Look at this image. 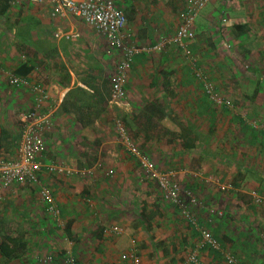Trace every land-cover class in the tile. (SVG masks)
<instances>
[{"label":"crops","instance_id":"crops-1","mask_svg":"<svg viewBox=\"0 0 264 264\" xmlns=\"http://www.w3.org/2000/svg\"><path fill=\"white\" fill-rule=\"evenodd\" d=\"M178 1L179 4L174 7V3L171 4L169 0H117V3L123 8L127 17V32L129 34L127 43L137 46L141 45V43H150V45L155 43L154 45H157L160 43L158 41L163 39V37H169L174 34L179 23L180 14L187 5V0ZM237 5L239 6V3ZM243 10L235 14L241 15ZM202 15L204 14L199 13V17L197 16L196 18V38L190 42H193L192 45L196 47L197 50H200L202 56H205V58H201V61H199V66L203 65L207 68L216 69L221 64L226 65V69L230 71L228 78L225 77L223 73H220L218 79L214 81L217 85L216 88L227 94L225 96H231V94L225 92V88L219 85V81L230 80V82L232 81V87H235V83L238 81V85L243 87H237V90L245 89L249 87L250 84L253 85L255 75H251L250 72H245L241 64H237V58H245H243L239 51L235 53L232 52L234 46L231 45V50L226 48L227 45L221 42L218 33L211 37L214 44H212V46L211 44L210 46L207 45V43H209L208 36H211L209 34L211 33L209 28L212 26V19H210V15L208 14H206L204 18H202ZM241 16H245V14L242 13ZM58 31H78L81 35L78 39H58L55 36V33ZM91 31H93V29L80 20L73 19L72 17L54 16L52 14V8L48 3L38 4L28 0H20V3L12 4L11 0H0V155L9 158L17 156V148L21 137L18 112L33 106L36 94L31 86L33 83L38 82L46 88L48 93L45 108L53 113L51 125L45 134L49 142L47 154L51 156L55 162H64L67 161L66 158L76 156L79 149V144L77 145V143L83 138V136H80V130L83 126L86 127L87 121L80 123L81 120L76 119L80 111L76 107L77 101L75 102V99L68 96L67 93L74 88L79 90L87 88L86 83L91 84V82L86 79V77L90 75H86V77L82 75V71L85 72L86 70V73L89 71L90 65L86 64L85 67L83 63L82 67H80L79 64L83 62V59L77 64L70 55L74 56V49L76 46V44L72 43L77 40L82 41V39L87 41L88 39L85 33ZM24 48L27 49V54H25ZM225 50L231 51L232 53L228 55ZM167 54L169 58L170 54ZM262 68H264V65H262ZM10 71L17 74L19 73V75L28 78L30 81L29 84L19 88L13 87L9 83L7 74ZM231 71H233V73H231ZM259 72L261 71L259 70ZM94 74H96L95 71ZM191 76V74L189 75L184 72H179L177 75L175 74L174 77L172 76L173 81L175 77H178V81H176V83L179 82L178 88H175L174 91L176 92V98L179 100L177 102L178 104L175 105L179 107H174V99L173 103L163 100V105L156 101L153 103L159 107H165L166 110L174 108L173 110L181 113L182 119L186 120V123L190 125V127H193L197 133L195 146L188 150L182 149L181 138L178 135L180 131H174L176 133L172 135L171 131H173V128H171L168 123H171V121L166 122L167 119L159 120L155 116L152 123H147V118L144 115H141L142 117L138 116L137 120L139 119L141 121L136 123L137 125H135L133 136L130 134L131 138L133 140L136 139V141H134L137 144L145 145V148L150 150H152V147L154 149L156 148L158 151L167 148L168 151H166V154L169 159L177 155V153L171 149L172 147L169 146L171 145L170 143L175 140L178 146L176 150L182 153L184 152V161H182L181 165L185 168L177 170L176 165H168L163 170L173 171L175 176L183 173L187 175L188 172H192L195 176H198L202 174V171H206L208 165L211 167L213 166L212 172L215 171V168L219 166V162L216 163L215 159H212L213 161L209 160V154H214L217 151L221 152V150H227L229 154H233L236 163L233 162L231 165H235L237 169H241V172L243 170L244 174L252 172L258 173V175L261 176L259 166H257L258 169L248 167L247 162L253 163L254 161L258 162L260 160L258 159V152L253 153L254 150H252V147L255 149H257V147H262V144H264V134L256 133L255 129L249 128L244 117H242V112H244L243 108L241 109L239 107L244 105L242 104L243 102L248 104L247 101L250 99L253 100V105L260 104L262 106L264 104V94L260 91L256 94L254 92L252 98L246 97L243 94L246 100L240 101V106H235V108L231 110V108L218 106L212 101H209L202 89L201 82L198 85L190 84L192 81ZM170 92L171 91L166 93V90L163 91L165 99L167 98L168 100L169 97L171 99V96H169ZM67 97H69V99H67ZM144 99L145 98L142 100ZM145 100L147 101L142 105L143 107L146 103L151 102L148 101V99ZM68 101L69 103H67ZM66 103L69 107H72V112L66 110V107H64ZM79 107L80 106H78V108ZM143 107L138 109V114L141 113ZM132 108L131 103V108L129 107V109ZM62 135H64V137ZM165 143L167 145H165ZM159 145L162 148H160ZM55 146L57 149H55ZM110 152H112V155L116 156L120 153L115 148ZM48 155H46L44 159L45 162L51 161L47 157ZM151 159L157 165V162L153 158ZM165 159H167V157H165ZM198 159H200L201 167H195L194 170H191L190 165L192 161ZM219 160L224 164L225 167L222 166L223 168L233 170L228 168L224 162L226 160L223 159L221 155H219ZM119 163V161L116 162L114 169L110 168L107 174H111L110 176H113L114 173L116 174L114 178L118 181V184L120 183V185L117 184L118 189L121 190L122 188L123 191L120 193H123L127 189L124 188V183L123 185L121 184L124 177L130 172L121 173L125 169L124 166L119 167ZM185 164H187V166ZM235 167L233 166L232 168L236 169ZM208 175L212 177V174ZM72 176L62 177V179H64L63 183L61 181H56L57 178L60 177L56 176V182L52 183V181L49 180L51 179L50 175L45 172L43 173L42 178L44 183L50 185L61 208V221H55L53 218L45 215H43V217L39 211L40 208L43 207L45 209V207L39 203V200L35 203L30 202L31 195H28V198H30L29 201L21 202L22 207L20 208L21 212L24 213L20 221L24 227V232H21V235L27 245L25 253L20 258L12 261H7L0 257V264H51L48 263V256L49 254L53 255L52 252H55L56 255H60V257L64 256L68 251H71L73 254L81 252L79 245H84L83 241H85V238L90 232L102 235L100 238L98 237L96 243L94 242L90 246L93 247L90 250L91 257L94 256L93 261H88V263H86L85 260L80 261L77 259V264H124L119 261V252L121 248H119L120 246L116 247V244L119 243L118 241L124 236L118 238L117 236L105 233L104 229L103 234L101 230L100 233H97L95 229L97 224L95 220H91L89 216L91 212L90 209L97 214L100 206L104 207V205H102V200L100 201L98 197H103V192H107L104 196L108 198V188L106 187L105 191L100 192L102 186L99 187L91 183L86 188L88 192H90L89 196L92 198H86L84 196V199H81L80 194L74 193L77 191L79 192L80 189L78 190V187L75 189L67 187L65 183L69 180L71 184L76 185L75 181H70L69 179ZM194 185L196 186L198 184L194 183ZM34 195H36V192H34ZM36 199H38V197ZM26 200L28 199L26 198ZM239 203L243 204V201H239ZM251 203L254 206H252V204H249V206L255 210V206L258 204L253 197ZM83 204H85L84 206L87 208H84ZM224 205L226 206V204ZM111 206H115L114 203ZM211 208L214 209L215 217L219 216L218 211H222L219 206ZM125 209L126 208H124V211H126ZM114 212H116V210H114ZM140 216L141 219L142 215ZM99 220L100 219H96V222ZM133 220L132 217H126L123 218V221H114L111 223H117L125 228L127 225H130ZM135 220L138 223L137 219ZM199 222L202 225L208 226V223L204 224L203 221L200 220ZM68 223H70V237L72 240L65 232V225L67 226ZM137 223L136 227L138 229L139 226H137ZM234 224L239 223L235 222ZM105 227L107 226L105 225ZM191 229L194 231L193 233H196V236L192 240V244L186 246L187 251H185L183 259L178 262L174 261V257L169 259V255H172L173 250H171L172 248H164L165 254L162 253V255H164L163 263L158 262L157 264H191L188 255L195 250L206 264H226L224 255L221 251L208 247H199L197 232L192 227ZM125 230L128 234L136 235L142 264H153L149 259L147 260L146 252H144L143 249L141 250L140 246L142 244L141 240H145L143 234L144 232L146 233V231L141 229L135 234L129 232L126 228ZM216 230V232H219L218 236L224 238L223 244L244 264H264V251L260 253L261 248L250 243L251 239L244 238V236L241 235L242 232L236 236L234 233L229 234L225 231L220 232V230ZM222 230H225V227H222ZM227 235H229L233 241H229ZM259 235H261V233ZM261 236L264 237V234ZM176 241H178V239ZM125 243H127L126 238ZM175 246L173 247L174 249ZM150 248H152L151 244ZM238 248H240V250ZM146 250L147 249H145V251ZM175 250H177V248ZM83 255L85 256L84 253Z\"/></svg>","mask_w":264,"mask_h":264},{"label":"rangeland","instance_id":"rangeland-1","mask_svg":"<svg viewBox=\"0 0 264 264\" xmlns=\"http://www.w3.org/2000/svg\"><path fill=\"white\" fill-rule=\"evenodd\" d=\"M169 1L171 4L174 3V7L179 4L178 0ZM212 1L213 2L209 3L208 6L200 12L204 14L202 15V18L208 14L210 15V19H212V26L209 28V31L211 32L209 34L211 36H208L209 43H207V45L210 46L211 44L212 46V44H214L211 37L218 33L221 42H224V44L227 45L226 48L231 50L232 46H234L232 52L235 53L236 51H239L243 58H245H237V64H241V67L244 68L245 72H250L251 75H255L253 85L250 84L249 87L240 90H237L236 88L243 86L238 85V81L235 83V87H232V81L230 82V80L219 81V85L225 88V92L231 94V96L228 95V97L232 99L233 106L231 107V110H233L235 106H240V101L246 100L244 95L252 98L254 92L256 94L260 91L264 94V68H262V65H264L263 7L261 0ZM238 3L239 6L237 5ZM240 10H243L241 15L243 13L245 16L235 14L240 12ZM85 34L88 40L86 41L85 39H82V41H74V43H72L76 44L74 56H70L77 64L83 59V62L79 64L80 67H82L83 63L85 67L86 64L90 65L89 71L87 73L86 70L85 72L82 71V75H85V77L86 75H90L86 77V79H88L91 84L87 83V88H83L84 92H82L83 89H72L69 96L74 98L75 102L77 101L76 107L80 110L78 112L79 116H76V119L81 120L80 123L87 121V125L86 127L83 126L80 130V136H83V138L77 143V145L79 144V149L76 156L66 158L67 161H64V163L71 168L77 169V171L84 172L90 170L91 172L90 174H83L81 172H79V174H73L69 179L70 181H75L76 185L71 184L69 180L65 183L67 187H72L74 189L78 187L77 189H80L79 192L77 191L74 193L78 195L80 194L81 199H84V196L86 198L91 197L89 196L90 192H88V189L86 188L91 183L93 185L96 184V186L99 187L102 186V190H98L100 192L105 191L106 187L108 188V198H105L104 196L107 192H103V197H98L100 201L102 200V205H104V207L100 206L97 214L90 209L91 212L89 216L90 219L93 221L95 220V223L97 224L95 228L97 233H100L101 230V233L103 234L105 225L111 222L123 221V218L132 217L134 219L133 222L125 228L128 229L129 232L135 234L141 229L146 231V233L144 232L143 234L145 240H141L142 244L140 246L141 250L143 249L144 252H146L147 260L149 259L153 264L162 262L164 256L162 253L165 254L164 248H172V255H169V259L174 257V261H181L185 251H187L186 246L192 244V240L195 238L196 233H193L194 231H192L188 220L184 217L182 212L173 204H169L163 200L156 181L145 174V172L139 167L140 165L136 159L130 155L124 145L121 143L117 144L119 142L112 119L114 118V115H119L125 123L128 132L133 136L135 125H137L136 123L141 121L136 118L138 117L137 112L147 101L145 99H148V101H151L152 103L156 101L161 103V105H163V100L173 103L174 99V107H179L175 105L178 104L177 102L179 100L176 98V92L174 91L175 88H178L179 82L176 83L178 77H175V80L173 81L172 76L174 77V75H177L179 72H184L189 75L191 74L192 81L190 84L198 85L200 81L194 75L195 67L186 60L182 51L175 43L169 42L166 46L161 44L164 42L165 38L170 39L173 34L169 37H163V35V39L158 41L160 42V47L158 48H153L155 43H151L152 45H150V43H141L142 46L150 47V49L146 52L139 53L134 57L128 71L129 73L127 74L126 86L128 89V100L130 102V108L131 103L133 108L129 110L117 108L114 105L111 106L112 104L109 103V79L116 69L117 63L121 57V52L113 49L109 42L95 31ZM192 43H190L189 46L192 51H195L194 53L198 57L199 63L201 58H205V56H202L200 50H197ZM24 50L25 54H27V49L24 48ZM225 52L228 55L232 53L231 51L226 50ZM167 53L170 54L169 58ZM198 63L197 65L199 66ZM199 68L207 74L215 86L217 85L214 81L218 79L220 73H223L227 78L228 75H230V71L226 69L227 67L225 64L219 65L216 69L207 68L203 65H200ZM258 69L261 72H259ZM94 71L96 74H94ZM231 73H233V71H231ZM90 87L95 88L93 90ZM164 90H166V93L171 91L169 93L171 99L170 97L168 100L167 98H164ZM221 93L227 95L223 91ZM143 98L145 99L142 100ZM67 99H69V97H67ZM252 102L253 100L251 99L247 101L248 104L243 102L242 104L244 105L239 108H243L244 112H242V117H244L249 128L255 129L252 127L253 121H264V104L262 106L260 104L253 105ZM67 103H69V101ZM67 103L64 107H66L67 111L72 112V107H69ZM78 106L81 108H78ZM173 109H168L171 112V115H169L166 120V122L171 121V123H168L170 124V127L173 128V131H171L172 135L177 131H181L183 127L188 126L186 120L182 119L181 113ZM255 131L256 133H264L258 129H255ZM62 136L64 137V135ZM134 140L136 141V139ZM170 144L171 145L169 146L172 147L171 149L177 153L176 156L170 158L172 160H170L166 154V151H168L167 148L158 151L153 147L152 150H150L145 148V145H138L141 150L146 152L157 162V168L159 171H163L168 165H176L177 170L184 169L185 167L181 165L182 161H184V152L182 153L181 151L176 150L178 146L175 140ZM165 145L167 144L165 143ZM159 147L162 148L160 145ZM113 148L120 152L118 156L112 155V152H110ZM253 148L254 147H252V150H254L253 153L258 152V159L260 160L258 162L254 161L253 163H249L248 161L247 166L255 169H258L257 166H259L261 176H259L258 173L252 172L244 174L243 170L241 172V169H237L235 165H231L233 162L236 163L233 154H229L227 150H221V152L217 151L214 154H209V160L215 159L216 163L219 162V166L216 168L214 167L215 171L212 172L213 166L211 167L208 165L206 171H202L201 175L199 174L198 176H195L192 172H188L187 175L184 173L178 174L179 176L176 175V178L180 180V183L183 186L186 185V187L193 190L197 197V205L195 206L194 212L200 221H203L204 224L208 223V226L206 225L208 228L212 231L218 229L220 232L225 231L229 234L234 233L236 236L242 232L241 235H243L244 238L251 239L250 243H253L256 247H260V253H262V251H264V237L261 236L264 234V144H262L261 148ZM55 149H57L56 146ZM219 155L226 160L224 162L228 168L233 170L222 167L224 164L219 160ZM47 157L51 161H55L51 156L48 155ZM165 157H167V159H165ZM118 161L120 162L119 167L124 166L125 169L121 173L130 172L124 177L121 184L123 185L124 183V188L127 189L123 193H120L123 191L122 188L121 190L118 189L120 183L118 184V181L114 178L116 177V174L114 173L113 176L107 174L110 168L114 169V166H116V162ZM185 165L187 166V164ZM190 166L191 170H194L195 167H201L200 159L192 161ZM233 166L236 169L232 168ZM208 174H212V177ZM62 177L63 176H60L56 180L55 175H50L51 179L49 180L52 181V183L56 181H61L63 183L64 179H62ZM194 183L198 185L195 186ZM252 189H255L262 198L261 202L257 203L258 205L255 206V210L249 206V204H252V196L250 194ZM34 192H36V189L31 186H17L4 193V199H0V231H5V233L12 235L24 232V227L20 221L24 214L20 209L22 207L21 202L29 201L30 198H28V195H31L30 202H37V193L34 195ZM25 197L28 200H26ZM239 201H243V204H240ZM113 203L115 206H111ZM224 204H226V206ZM84 205L85 204H83V207L85 208L86 206ZM217 206L221 208L223 214L215 217V213L210 212V208ZM252 206L254 205L252 204ZM124 208H126V211H124ZM114 210H116V212H114ZM46 212L47 211L43 207L40 208L39 213L42 216L45 215L50 217L49 215H46ZM140 215H142L141 219ZM96 219L100 220L96 222ZM135 219H137L138 223ZM235 222L239 224H234ZM136 223L138 224L137 226H139L138 229ZM222 227H225V230H222ZM260 233L261 235H259ZM101 236L102 235L96 234L95 232H90L85 238V241H83L84 245H79L81 252L74 254L76 261L77 259L80 261L85 260L86 263H88V261H93L94 256L91 257L90 253V250L93 247L90 246L92 243H96L98 237L100 238ZM227 237H229V235H227ZM70 239L72 240V238ZM177 239L178 241H176ZM228 239L229 241H233L230 237ZM118 242L119 243L116 244V247L120 246L119 248L122 249L125 246V236ZM150 244L152 248H150ZM174 246L177 250L173 248ZM145 249L147 250L145 251ZM238 249L240 250V248ZM52 253L53 255L49 254L52 259H49L48 263L66 264L64 260L67 253L62 257L56 255L55 252Z\"/></svg>","mask_w":264,"mask_h":264},{"label":"built area","instance_id":"built-area-1","mask_svg":"<svg viewBox=\"0 0 264 264\" xmlns=\"http://www.w3.org/2000/svg\"><path fill=\"white\" fill-rule=\"evenodd\" d=\"M33 3H48L52 8V14L60 17H72L80 20L85 25L93 29L96 33L105 38L116 51L121 52V57L117 63L115 71L109 79L111 106L129 109L127 90V74L134 60V57L150 49L147 46L127 43V17L123 8L117 0H28ZM212 0H187L184 11L180 14L178 26L170 39L165 38L161 44L169 42L175 43L182 51L186 60L193 65L194 75L202 84L203 90L213 103L231 108L232 99L223 95L207 76V74L197 65L198 57L190 48V42L195 38V22L199 13L205 9ZM12 4L20 3V0H11ZM264 13V0H261ZM78 31L63 32L58 31L55 36L58 39H78ZM160 47V44L153 48ZM198 66V67H197ZM9 83L19 88L29 84L28 78L13 71L7 73ZM36 94L33 106L29 109H22L18 112V119L21 126V137L17 148V156L5 157L0 155V199H4V193L14 187L31 186L36 189L39 203L45 207L46 213L55 221L60 222L61 208L51 187L44 183L42 175L68 177L79 172L90 174L88 171H77L64 162L49 161L44 159L48 153V140L46 131L51 125L53 113L45 108L48 99L46 88L41 83H33L31 86ZM114 126L118 136V142L124 145L128 152L136 159L140 168L150 178L157 183L159 191L165 201L177 207L188 220L191 227L197 232L198 246L219 250L224 255L226 264H244L236 257L226 245L216 239V236L205 225L200 224L194 212L197 205V197L193 190L183 186L175 176L173 171H159L156 163L149 155L144 153L139 145L131 138L122 118L114 115ZM252 127L264 132V121H253ZM256 203H260L262 198L259 194L250 191ZM210 212L214 213L211 208ZM211 213V214H212ZM222 215V211H218ZM104 232L117 236H125L127 243L119 252V261L124 264H142L139 253V244L136 235L126 233L125 228L117 223L106 225ZM49 259H52L49 256ZM191 264H206L198 255L197 251H192L188 255ZM66 264H77L76 258L71 251L65 255Z\"/></svg>","mask_w":264,"mask_h":264},{"label":"trees","instance_id":"trees-1","mask_svg":"<svg viewBox=\"0 0 264 264\" xmlns=\"http://www.w3.org/2000/svg\"><path fill=\"white\" fill-rule=\"evenodd\" d=\"M90 88L94 90L95 87H90ZM71 92H72V90H70L67 93V95L69 96L71 94ZM82 92H84V90H82ZM141 115L142 116L144 115L147 118V123L148 122L152 123V121L155 117L159 120L167 119L169 117V115H171V112L169 110H166L165 107H159L152 102H148L143 107L141 113L138 114V116H141ZM196 134L197 133H196L195 129H193V127H190V125L185 126V127H183V129H181V131L179 132L178 135L181 138L180 140H181L182 149L188 150V149H191L195 146V142L197 140ZM263 134L264 133H262V135ZM144 153H146V152H144ZM69 224L70 223H68L67 226L65 225V232H66V235L69 236V238H71L70 237L71 231H70V225ZM216 231L217 230L214 229V231H212V233L216 236V239H218L220 242L223 243L224 238L218 236L219 232H216ZM26 247H27L26 241L22 238L21 234H17L16 236H14L12 234L5 233V231H0V257L2 259L7 260V261H12V260L18 259L25 253Z\"/></svg>","mask_w":264,"mask_h":264}]
</instances>
